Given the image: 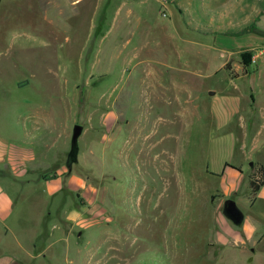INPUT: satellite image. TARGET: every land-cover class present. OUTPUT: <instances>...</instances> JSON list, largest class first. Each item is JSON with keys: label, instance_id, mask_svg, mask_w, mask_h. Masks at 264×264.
I'll return each mask as SVG.
<instances>
[{"label": "rangeland", "instance_id": "1", "mask_svg": "<svg viewBox=\"0 0 264 264\" xmlns=\"http://www.w3.org/2000/svg\"><path fill=\"white\" fill-rule=\"evenodd\" d=\"M118 1L104 0L95 17L62 14L58 7L69 11L70 3L58 0L54 34L40 10L22 13L14 2L0 4V146L6 152L21 147L35 158L29 171L18 166L7 171L0 164V264H264V185L252 204L237 203L256 225L249 237L245 219L234 225L214 196L228 184L226 163L242 166L238 189L249 193L246 177L253 163L264 166V117L234 122L237 141L230 123L216 124L213 133L204 118L198 125L161 121L146 139L145 68L170 60L141 43L148 35L152 40L215 36L242 48L251 35H204L194 27L236 22L259 4L137 0L128 15ZM32 19L39 39L22 36ZM120 21L129 29L117 35ZM97 25L104 39L94 38ZM88 32L90 39L80 37ZM171 44L176 49V42ZM242 55L246 64L250 55L245 60ZM250 57L257 62L256 55ZM182 78L190 81L183 99L199 94L216 108L247 85L242 79L231 82L224 70L196 82ZM251 84L255 92L263 84L255 94L264 104V75ZM16 121L30 137L4 133ZM76 124L83 127L77 159L60 174L61 183L52 181L59 176L53 171L62 167L61 153L70 151ZM54 185L59 187L52 191Z\"/></svg>", "mask_w": 264, "mask_h": 264}, {"label": "crops", "instance_id": "2", "mask_svg": "<svg viewBox=\"0 0 264 264\" xmlns=\"http://www.w3.org/2000/svg\"><path fill=\"white\" fill-rule=\"evenodd\" d=\"M58 0H0L2 2H14L16 6L23 12H34L36 9L43 13V18L48 22L49 31L54 34L53 28L56 26L57 21L54 15L55 9L57 8L56 2ZM70 10L58 7L60 13L68 12L71 16L78 13L82 14L84 12H91L92 16L98 17L100 11L104 10V0H68ZM137 0H119L117 8L127 9V14L130 15L134 12L135 4ZM139 2V1H138ZM259 5L257 7L253 6L251 11H244L243 15H240L236 22H219L217 24L212 23L207 24V26L194 25L195 29H198L204 35H215L216 32L221 34H226L229 36H236L238 34L251 35L253 39H245L242 48H236L235 45H231L228 42L221 41L217 37H208V39H184L170 36L160 35L158 39H151L150 35L143 36L141 43L143 45H151L149 52L160 53L161 60L168 56L170 62L163 63V67L149 66L145 68V80H144V95H145V109H144V123L148 131L145 134L146 139L148 135L153 136L158 132L157 124L161 121L167 119H172V123L178 121L194 122L199 123L202 118H204L209 125H211V130L214 133L216 130V124L220 126L226 125L230 133L236 134L235 140H240L236 131L233 132L232 124L234 122L240 121L244 125L245 121H255L264 117V104L257 99L255 93H260L263 91V84L258 87L255 92L252 87L256 85L251 84V81H256L264 75V0H256L255 3ZM254 3V5H255ZM247 5V3H245ZM73 6V9L71 8ZM78 8V9H77ZM76 12V13H75ZM103 18L101 14V19ZM26 26L29 30L23 31L22 36L25 39H39L38 25L34 23L33 19L28 20ZM66 23V24H65ZM64 25L68 23L65 22ZM59 25V24H58ZM63 25V26H64ZM94 25V24H92ZM128 23L119 22L117 35H122L124 29L129 27ZM172 28V24L170 23ZM96 32L94 35L95 39H104L105 34L101 28V25L96 26ZM133 33V32H132ZM93 36V32L84 36L82 33L80 37H85L83 39H90ZM174 38V39H173ZM260 38V39H259ZM172 40L176 42V49L172 46ZM177 40V41H176ZM241 43L242 40L240 39ZM167 42V47H166ZM154 43V44H153ZM242 53H249L250 56L256 55L257 62L251 63V57L247 59V65L243 64L241 58ZM150 61H156V57H150ZM190 63L194 65L191 66ZM152 64V62H151ZM224 70L230 77L231 82L234 80L242 79L247 85H245L246 91L241 93L239 96H233V99L229 100L226 106L216 108L206 103L205 99L196 97V100H188L182 98V92L185 91L187 84L190 83L189 80H185L183 75H189L191 82H196L195 79L204 77L205 75H215L218 72ZM27 83L25 80L22 84ZM256 83V82H255ZM21 84V85H22ZM189 90L190 88H186ZM198 92V91H197ZM215 91L207 90L208 94H213ZM181 95V96H180ZM191 103V105H190ZM158 117V118H156ZM182 118V119H181ZM222 123V124H221ZM149 125V126H148ZM29 132L26 130L23 124L18 121L13 123L10 127L5 128L4 133L8 134H21L19 137H30ZM1 133V131H0ZM149 133V134H148ZM169 136V135H168ZM230 139V138H229ZM62 167L59 168L57 172L59 176L52 179H46V181H55L61 183L60 174L70 170L67 165V153H61ZM35 158L34 155L26 152L23 148L16 149L15 152H6L0 146V164H5L8 171H17L16 166H18L19 171H29L30 169H35ZM255 167L262 165L258 162L253 163ZM252 164V165H253ZM251 165V167H252ZM263 166V165H262ZM20 167V168H19ZM229 172V181L225 186V191L221 192L216 190L215 198L218 197L221 201L225 199H233L236 204L238 201H246L245 203L251 204L255 201V196H251L250 187L249 193L246 190L241 192L238 189L240 182V176L243 173L242 166L237 164H225ZM264 167V166H263ZM206 172L213 174L209 170V166L206 165ZM255 168H251L250 173L247 175V181L249 185V180L251 174L254 172ZM225 171V169L223 170ZM72 178L67 181L68 187H70ZM264 185V184H263ZM59 187V185H58ZM56 185L53 186L52 191L58 188ZM262 187V186H261ZM260 187V188H261ZM244 196L247 198L244 199ZM238 199V200H237ZM244 199V200H243ZM221 202V203H223ZM222 205V204H220ZM223 214V213H222ZM245 230L247 231V236L255 234L256 225L251 222V217L245 216ZM250 219V220H249ZM244 221V220H243ZM255 232V233H254Z\"/></svg>", "mask_w": 264, "mask_h": 264}, {"label": "water", "instance_id": "3", "mask_svg": "<svg viewBox=\"0 0 264 264\" xmlns=\"http://www.w3.org/2000/svg\"><path fill=\"white\" fill-rule=\"evenodd\" d=\"M83 130L82 125L76 124L73 127L72 136H71V148L67 154V165L71 167V164L77 159L78 145L77 139L80 136ZM223 215L230 220L234 225H241L244 220V213L236 204L233 199H225L222 206Z\"/></svg>", "mask_w": 264, "mask_h": 264}, {"label": "trees", "instance_id": "4", "mask_svg": "<svg viewBox=\"0 0 264 264\" xmlns=\"http://www.w3.org/2000/svg\"><path fill=\"white\" fill-rule=\"evenodd\" d=\"M243 59L249 56L248 53H243ZM48 175H42L43 178H46ZM264 184V167L262 165H258L255 167L254 172L250 176L249 187L251 196H254L256 192L260 189Z\"/></svg>", "mask_w": 264, "mask_h": 264}]
</instances>
